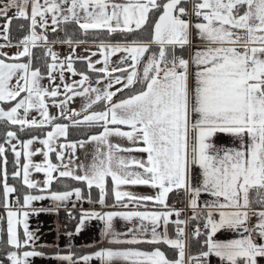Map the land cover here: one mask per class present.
<instances>
[{
    "label": "snow or ice",
    "instance_id": "6c2138e0",
    "mask_svg": "<svg viewBox=\"0 0 264 264\" xmlns=\"http://www.w3.org/2000/svg\"><path fill=\"white\" fill-rule=\"evenodd\" d=\"M0 19V49L12 46V20L28 21L19 50L0 51V264L45 258L30 216L64 209L76 219L78 202L99 210L80 209L66 234L98 221L101 239L86 253L39 246L55 247L47 258L61 264H209L213 255L259 264L264 0H0ZM58 29L65 37L50 41ZM57 43L69 48L63 58ZM45 200L51 206H34ZM193 241L201 248L188 255Z\"/></svg>",
    "mask_w": 264,
    "mask_h": 264
},
{
    "label": "crops",
    "instance_id": "0c3cea01",
    "mask_svg": "<svg viewBox=\"0 0 264 264\" xmlns=\"http://www.w3.org/2000/svg\"><path fill=\"white\" fill-rule=\"evenodd\" d=\"M14 15V12H10L9 16ZM3 20V19H2ZM4 23V21H3ZM39 31V30H38ZM12 42V41H11ZM6 44V41H4L2 38H0V45H4ZM17 44V42H12V46L9 47H5L4 49H0V51H4L9 53V55H13L15 54L19 49L15 46ZM54 50L57 51L58 53H60L61 58H63V56L67 55L69 52V48L66 44H60L57 43L55 45H53ZM84 45H82L81 47L77 48V54L79 55H86L87 53L84 52ZM93 51H95L96 49L93 48ZM119 55V54H118ZM100 58L99 54L96 57H93V60H96ZM116 57H113V60H115ZM100 65H98L99 67ZM66 78L71 81L72 79H79L78 76L73 77L71 74H67L66 73ZM95 80V79H93ZM43 83L47 84L48 81L45 80L43 81ZM80 104V100L77 99L73 106L76 107ZM52 111H55V109H52ZM33 115H35V113H33ZM60 142H63V139H61ZM13 143H16V141H13ZM41 147L38 143L33 145V148H39ZM10 156L12 158V160H14V156L12 153H10ZM34 161L36 162H41L43 161L44 157L42 154H37L36 156H34ZM53 160L55 162V156L53 155ZM21 161L22 163L24 162V157H21ZM33 178L35 180H43L44 179V174L43 173H33ZM63 190V189H62ZM130 190L134 191V192H139L142 194H152L153 190L149 187L146 186H134L132 187ZM74 199V198H73ZM174 199H176V197L173 195L170 198L169 203H172L174 201ZM51 201L50 200H45V201H39V202H35L34 206L35 207H49L51 206ZM71 205H69L70 207ZM149 209H151V205L148 206ZM83 209V210H91V209H96L99 210V206L98 205H90L87 202H78L77 203V209H75L74 211H76L77 214H79V210ZM139 210H145L144 208H141ZM0 212H2V210H0ZM66 211L64 209H61L59 211V213H41L38 216H30L29 219V224H30V228L33 231H37V235L39 236V240L37 241V246L40 245H59V247H68L69 244H71L72 246L75 245H91L94 244L95 241L100 240V234H99V228L101 226V222L98 221H91V222H86L85 224V228L81 231V233L79 235H73L71 237H69L66 233H68L67 231H64L60 228V221H61V217L63 215V213H65ZM190 213V211L188 212V214ZM191 214V213H190ZM122 221H117L116 222V228L120 229L121 225H122ZM78 226V224H77ZM72 233H75L74 231H71ZM217 237L219 239H227V238H235L236 234L235 233H218ZM145 247V246H144ZM39 251H43L41 249H37ZM46 257L45 258H40V257H36V258H31V264H61V262L55 260V259H51V258H47L48 256L53 255L55 252H46ZM65 252V251H64ZM187 254L188 255H195L196 253H192L189 252V249H187ZM259 260V264H264V258H258ZM92 264H100L99 261H93ZM209 264H226V262L222 261L220 258L216 257V256H211L209 257Z\"/></svg>",
    "mask_w": 264,
    "mask_h": 264
},
{
    "label": "trees",
    "instance_id": "16d2710c",
    "mask_svg": "<svg viewBox=\"0 0 264 264\" xmlns=\"http://www.w3.org/2000/svg\"><path fill=\"white\" fill-rule=\"evenodd\" d=\"M21 25L24 26V29H25L24 31L20 30ZM27 26H28V21L22 20V19H13L12 24H11L10 33H9L11 41L18 42V40L21 39L23 37V35H26L27 34ZM64 27L65 26H61V28H64ZM71 32H76L77 36H79V31L76 28V26H74V25L70 26V28H69V33H71ZM65 35H66L65 31H63L61 29H58L56 33H52L50 30L48 32V36H49L50 41L55 40V39H62L65 37ZM80 38H83V37H80ZM33 52L36 56H43L44 50L42 48H35V49H33ZM34 63L39 64L40 61L34 60ZM75 66L77 69H84L85 68V65L79 61L76 63ZM92 78L93 79L96 78L95 74H92ZM20 135H21L22 139L29 138L27 135H24V134H20ZM2 137H3V132L0 131V143L3 142ZM10 153H11V151L9 150L5 154L8 157V164H7V169L9 172V181L8 182H9V184H17L18 183L17 181H14L11 179V173L14 170V166H13V160L10 156ZM65 183H72V182L71 181H65ZM54 188L62 190V188H60L59 184H54ZM93 193L96 194L95 190L93 191ZM73 215L76 216V219L70 218L66 212L63 213V215L61 217V221H60V228L62 230L67 231V232H71V231H74L76 229L77 224H78V220H79V214H77L76 211H73ZM91 245H93V244H91ZM83 246L84 245H75V246H72V248H69V247H59V248L65 252L75 251L77 253H86L90 250H93L91 248H86ZM145 247H147V246L145 245ZM200 248H201L200 243L193 241V242H191L190 247L188 249H189V252L197 254L198 251L200 250ZM37 249H41V250L46 251V252H56L57 251V249L55 247L41 248V247L37 246ZM3 257H4V253L0 252V258H3Z\"/></svg>",
    "mask_w": 264,
    "mask_h": 264
},
{
    "label": "rangeland",
    "instance_id": "374dc122",
    "mask_svg": "<svg viewBox=\"0 0 264 264\" xmlns=\"http://www.w3.org/2000/svg\"><path fill=\"white\" fill-rule=\"evenodd\" d=\"M3 21L4 20H2V19H0V25H2L3 24ZM13 42V41H12ZM4 49V48H3ZM117 87H119V85H117ZM95 196H96V194L95 193H93V197L95 198ZM6 264H7V262H6Z\"/></svg>",
    "mask_w": 264,
    "mask_h": 264
},
{
    "label": "built area",
    "instance_id": "2783aa9c",
    "mask_svg": "<svg viewBox=\"0 0 264 264\" xmlns=\"http://www.w3.org/2000/svg\"><path fill=\"white\" fill-rule=\"evenodd\" d=\"M185 203H186V202H185ZM181 206H183V205H179V204L177 205V207H181ZM186 210H187V209H186ZM189 215H190V213H189Z\"/></svg>",
    "mask_w": 264,
    "mask_h": 264
}]
</instances>
